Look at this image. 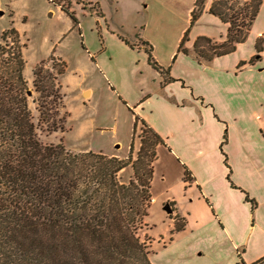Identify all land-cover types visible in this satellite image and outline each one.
I'll return each mask as SVG.
<instances>
[{"label":"crops","instance_id":"obj_1","mask_svg":"<svg viewBox=\"0 0 264 264\" xmlns=\"http://www.w3.org/2000/svg\"><path fill=\"white\" fill-rule=\"evenodd\" d=\"M211 3L191 26L193 0L178 45L164 61L154 59L164 73L150 64L147 40L127 39L131 47L122 39L127 49L144 51L159 79L155 88L143 85L126 102L163 140L151 182V209H160L162 223L149 213L144 232L155 239L151 264H254L264 258V0L245 42L207 63L193 53L197 39L222 43L229 28L209 13ZM189 28L186 54L179 47ZM85 93L90 97L93 91ZM124 173L128 168L120 181L130 182L131 174L125 180ZM175 215L184 229L172 235Z\"/></svg>","mask_w":264,"mask_h":264},{"label":"trees","instance_id":"obj_2","mask_svg":"<svg viewBox=\"0 0 264 264\" xmlns=\"http://www.w3.org/2000/svg\"><path fill=\"white\" fill-rule=\"evenodd\" d=\"M206 2L194 0L191 26ZM261 6L262 0H212L209 13L228 24L227 38L222 43L198 38L195 56L209 63L234 52L247 39ZM189 30L179 47L186 54L183 46ZM202 42L214 46L199 50ZM25 46L14 27L0 36V264H151L141 233L152 206L151 182L163 140L135 116L133 133L141 123L153 138L141 137L135 160L133 141L127 159L91 151L73 153L62 143L44 144L40 131L64 132L67 115L61 116L65 106L59 79L65 63L61 61L57 70L46 63L36 67L33 87L38 98L33 99V111L24 77ZM148 57L164 73L150 45ZM129 166L134 176L122 183L119 173ZM254 264H264V258Z\"/></svg>","mask_w":264,"mask_h":264},{"label":"rangeland","instance_id":"obj_3","mask_svg":"<svg viewBox=\"0 0 264 264\" xmlns=\"http://www.w3.org/2000/svg\"><path fill=\"white\" fill-rule=\"evenodd\" d=\"M63 5L68 10H62ZM192 5L193 0H0V36L14 27L26 45L24 77L33 111V99L38 98L33 87L34 70L42 63L56 70L61 61L65 63L59 79L65 106L61 116L67 115L64 132L40 131L41 141L62 143L73 153L128 157L135 117L126 102L143 85L155 88L159 79L149 68L144 51L127 49L122 39L136 43L147 40L154 47L153 58L160 63L178 45ZM210 46L214 43L202 42L199 50H209ZM52 58L55 62L50 61ZM85 90L93 94L84 95ZM141 137L153 139L138 123L133 133L134 160ZM128 172L133 178L131 166ZM129 174L122 178L127 180ZM160 212L155 206L149 212L158 224L162 223ZM173 220L172 235L184 225L178 215ZM146 229L141 239L151 253L155 239L144 234Z\"/></svg>","mask_w":264,"mask_h":264},{"label":"water","instance_id":"obj_4","mask_svg":"<svg viewBox=\"0 0 264 264\" xmlns=\"http://www.w3.org/2000/svg\"><path fill=\"white\" fill-rule=\"evenodd\" d=\"M29 96H31V93L29 92L28 93ZM164 210L168 213H172L173 210L171 209L170 205L169 204H166L165 207H164Z\"/></svg>","mask_w":264,"mask_h":264}]
</instances>
